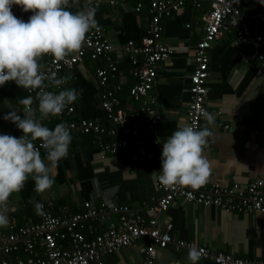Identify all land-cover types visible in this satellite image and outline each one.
Listing matches in <instances>:
<instances>
[{"label":"crops","instance_id":"crops-1","mask_svg":"<svg viewBox=\"0 0 264 264\" xmlns=\"http://www.w3.org/2000/svg\"><path fill=\"white\" fill-rule=\"evenodd\" d=\"M83 1L70 0V10H81L83 7L79 3ZM137 2L141 3V8L138 13H134L133 7ZM235 4L246 15L250 30L264 37V0H235ZM206 9L207 2H203L198 9L187 3L179 13L160 20L162 40L173 48L169 61L157 66L155 82L149 93L160 115L152 139L161 144L178 125L186 124L189 96L185 77L192 69L193 49L201 37V17ZM24 16L22 11L18 12L19 18ZM148 17L144 0H123L114 6L101 4L96 8L95 19L103 30L105 40L116 47L128 40L139 39ZM118 53L115 50L112 56L117 57L121 65L124 59ZM207 56L204 105L215 116L216 122L212 129L214 135L203 153L211 171L204 187L211 182L222 186L233 183L243 186L255 179L264 181V63L251 58L245 48L235 43L230 31L222 32L221 37L207 50ZM98 66V63L85 59L72 69L91 83L95 91L86 98L81 94L74 103L75 119H90L81 117L82 111L96 114L94 109H99L97 89L92 78L93 70ZM120 69L124 74L120 94L124 90L127 95L133 80L125 72L127 67ZM61 75L72 76L66 72ZM22 98L24 90L14 82L0 87V133L16 137L22 135L14 124L3 119L7 112L21 108L19 100ZM125 101L124 104H127L128 100ZM54 120L50 118L44 123L50 128ZM91 120L104 124L98 118ZM204 125L202 118L198 129ZM115 128L118 137H126L133 145L135 140L126 134L128 125ZM72 137L68 157L61 160L51 172L53 187L39 193L29 178L24 189L10 197L9 222L14 221L16 226L38 223L40 210L36 204L48 201L49 211L55 216H69L81 210L82 203L88 201L95 206L99 203L125 205L131 214L135 212L147 218L149 214L142 203L162 195L155 186L161 167V152L151 146L144 133L140 130L138 137L147 140V157L136 162L131 160L132 148L118 155L100 157L93 138L77 134ZM61 206L67 208L63 214L59 211ZM156 221L161 230L169 223L170 235L175 240L193 241L215 252L264 264V215L225 212L217 207H204L195 202L184 203L175 199L164 212L156 216ZM8 231V227L0 228L1 235ZM145 246V240L139 239L130 247L103 257L101 262L142 264ZM15 256L26 260L21 249L11 253L7 259L13 260ZM154 264L190 262L182 250L167 245L156 250ZM198 264L214 263L200 259Z\"/></svg>","mask_w":264,"mask_h":264},{"label":"built area","instance_id":"built-area-1","mask_svg":"<svg viewBox=\"0 0 264 264\" xmlns=\"http://www.w3.org/2000/svg\"><path fill=\"white\" fill-rule=\"evenodd\" d=\"M122 1L85 0L80 4L83 8H98L103 3L114 6ZM144 1L149 17L142 35L136 41L128 40L114 47L105 40L99 26L100 31H91L80 51L71 54L66 62H57L52 57H46L44 62V71L58 76H61L62 70L71 71L85 59L99 64L93 70L92 78L98 91L99 108L104 112L108 125L94 120L73 118V104L55 118L56 122L50 128L62 122L71 126L72 134L93 136V143L100 157L118 155L132 148L131 160L139 161L147 157V140H150L154 149L162 152L160 142L152 139L160 115L149 93L155 82L157 66L169 61L173 48L162 40L159 21L163 16L170 17L171 14L179 13L185 3L198 9L203 2H207V9L201 17V37L193 49L192 69L185 77L189 96L186 124L198 128L202 119L200 111L205 109L207 50L221 37L222 32L230 31L235 43L245 48L251 58L264 63V37L250 30L247 18L237 7L235 0ZM14 8L17 12H24L17 5L12 6V12ZM140 8L141 3L137 2L133 12L138 13ZM115 50L128 63L126 74L133 80L127 91V104H122L119 98L124 74L118 67L120 60L112 56ZM47 90L56 91L51 88ZM28 95L35 96L36 92L25 90V97ZM119 125H128L126 134L135 140L133 145H130L126 137L117 136L115 127ZM140 130L146 141L139 139ZM37 146L39 147V142ZM41 152L44 151L41 149ZM158 177L159 174L156 176L155 186L162 195L158 199L151 198L149 202L142 203L149 214L147 218L139 213L131 214L125 205L99 203L95 206L88 201L82 203L81 210L69 216H55L49 211V201L40 203L42 208L39 209L38 223L16 226L11 221L8 233L0 234V264H102L103 257L130 247L139 239L146 242L142 264H154L156 250L167 245L182 250L186 255L190 248L202 250L200 259L214 264H262L215 252L198 246L193 241L175 240L170 235L171 225L166 223L161 230L157 227L156 216L164 212L175 199L184 203L195 202L204 207H217L225 212L264 215L263 180H251L243 186L236 183L222 186L211 182L206 187L192 190L182 186L166 188L160 184ZM59 211L63 214L67 208L61 206ZM19 249L25 253L26 260L17 256L13 260L7 259Z\"/></svg>","mask_w":264,"mask_h":264},{"label":"clouds","instance_id":"clouds-1","mask_svg":"<svg viewBox=\"0 0 264 264\" xmlns=\"http://www.w3.org/2000/svg\"><path fill=\"white\" fill-rule=\"evenodd\" d=\"M13 5L32 13L27 22L13 14ZM70 8V0H0V87L14 82L23 90L36 92L35 96L19 100V110L3 116L22 135L0 133V228L9 225L10 197L20 193L29 178L35 191L44 193L51 189L52 170L69 154L71 126L61 122L49 128L44 121L61 116L79 99L82 90L65 87L71 76L44 71L41 60L52 57L66 62L71 54L80 51L91 31H100L95 7L85 6L79 11ZM50 88L56 91L47 90ZM200 116L205 121L203 127L178 125L160 143L158 179L162 186L197 190L208 183L211 171L203 153L214 135L216 118L205 109H201ZM36 208L39 210L42 205L37 203ZM201 251L189 249L190 264H198Z\"/></svg>","mask_w":264,"mask_h":264},{"label":"trees","instance_id":"trees-1","mask_svg":"<svg viewBox=\"0 0 264 264\" xmlns=\"http://www.w3.org/2000/svg\"><path fill=\"white\" fill-rule=\"evenodd\" d=\"M136 1H138V0H136ZM145 2V1H144ZM146 3V2H145ZM185 4H187V3H185ZM189 4V3H188ZM79 5H80V7H81V4L79 3ZM146 8H147V6H146ZM25 15L26 14H28V13H30V12H23ZM172 15H175V14H171V16ZM169 16H163L162 17V19L163 18H168ZM161 20V19H160ZM159 25H160V21H159ZM161 26V25H160ZM43 60H42V64L44 65V62H45V60H46V57H43L42 58ZM124 61V63L123 64H121L120 65V63H119V65H118V67L119 68H125V67H128V63L125 61V59L123 60ZM94 64V63H93ZM95 66H96V64H94ZM62 72H66V73H71L72 74V76H71V80H70V82L66 85V87H72V88H76V89H78V90H82V93L81 94H83V97H87L88 95H90V94H93V93H95V91H94V88H93V86H91V83H89L87 80H85L84 78H82L77 72H75V70L73 71V70H71V71H67V70H62ZM61 72V73H62ZM126 72V71H125ZM62 76V75H61ZM84 92H86V93H84ZM96 94L98 95V91H96ZM24 97H25V90H24ZM119 98H121L122 99V104H124L126 101V99L128 100V95H126V93L124 92V90H123V92H121V94L119 93ZM120 99V100H121ZM95 110V112H96V114L95 113H90V112H88V111H86V110H83L82 111V115H81V117H83V118H90V119H88V120H91V119H97L98 118V120H101L102 122H104V124H107L108 125V121L105 119V117H104V112L99 108L98 110H96V109H94ZM73 118H74V116H73ZM95 121V120H94ZM56 122V120H54L53 122H52V124L50 125V127L51 126H53V124ZM75 134H72V136H74ZM77 135H79V134H77ZM82 136H90L91 138H93V136H91V135H82ZM76 212V211H75ZM100 229H102V227L100 228Z\"/></svg>","mask_w":264,"mask_h":264},{"label":"water","instance_id":"water-1","mask_svg":"<svg viewBox=\"0 0 264 264\" xmlns=\"http://www.w3.org/2000/svg\"><path fill=\"white\" fill-rule=\"evenodd\" d=\"M13 14L18 17V12L16 10V8H14L13 10ZM32 15V13H28L27 15H25L24 17L20 18L22 20H24L25 22H27V20L29 19V17ZM19 18V17H18Z\"/></svg>","mask_w":264,"mask_h":264},{"label":"bare ground","instance_id":"bare-ground-1","mask_svg":"<svg viewBox=\"0 0 264 264\" xmlns=\"http://www.w3.org/2000/svg\"><path fill=\"white\" fill-rule=\"evenodd\" d=\"M245 15V14H244ZM246 16V15H245ZM136 243V242H135Z\"/></svg>","mask_w":264,"mask_h":264}]
</instances>
